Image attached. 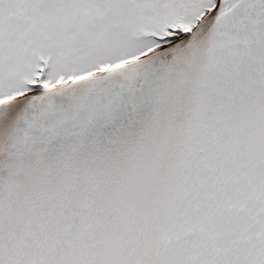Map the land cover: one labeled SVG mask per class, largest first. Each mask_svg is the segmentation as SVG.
Masks as SVG:
<instances>
[{"label":"snow or ice","instance_id":"obj_1","mask_svg":"<svg viewBox=\"0 0 264 264\" xmlns=\"http://www.w3.org/2000/svg\"><path fill=\"white\" fill-rule=\"evenodd\" d=\"M0 264H264V0H0Z\"/></svg>","mask_w":264,"mask_h":264}]
</instances>
